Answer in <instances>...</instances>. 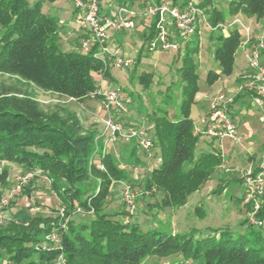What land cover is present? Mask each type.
Listing matches in <instances>:
<instances>
[{"label":"trees","instance_id":"trees-1","mask_svg":"<svg viewBox=\"0 0 264 264\" xmlns=\"http://www.w3.org/2000/svg\"><path fill=\"white\" fill-rule=\"evenodd\" d=\"M186 1L172 3L183 5ZM197 2L211 27L225 24L226 18L213 0ZM227 10L232 17L239 13L259 17L264 14V0H228ZM219 30H211L209 35L216 43L213 57L219 72H207L208 85L233 73L235 53L242 41L237 26L225 34L213 32ZM61 39L60 22L44 10L43 0H0V71L16 77L12 83L0 82V163L14 162L26 171L46 175L67 218L60 231V248L45 240L52 225L60 222L56 212L6 222L0 228V264L5 259L11 264H55L60 256L62 264H264V227L254 229L247 219L242 223L248 232L240 234L221 228L207 233H172L160 227H143L136 221L123 222L127 215L124 207L114 214L104 210L112 181L125 180L126 172L108 152L102 153L98 162L93 161L96 147L101 149L104 143L95 140L96 131L86 129L76 111L60 105L45 110L23 84L30 82L77 101L88 98L97 83L95 75L107 74V67L94 56L95 47L87 52L66 50ZM193 42L176 54L183 59L178 111L172 116L156 115L152 120L160 162L145 184L148 188L155 184L161 190L162 208L184 204L188 195L202 188L224 163L218 150L195 154L200 134L194 131L190 112L200 87L197 64L189 53L197 52L199 39ZM247 72L248 67L240 76ZM149 80V76L142 78L145 84ZM244 97L249 93L239 92L234 102ZM136 148L131 149L130 158ZM6 178L3 170L0 182ZM76 208L91 213L90 220L76 223L70 218ZM258 215H264V203ZM149 257L167 259L147 262Z\"/></svg>","mask_w":264,"mask_h":264},{"label":"rangeland","instance_id":"rangeland-1","mask_svg":"<svg viewBox=\"0 0 264 264\" xmlns=\"http://www.w3.org/2000/svg\"><path fill=\"white\" fill-rule=\"evenodd\" d=\"M100 1L103 8L116 9L119 5H126L129 8L137 9L142 8L150 0ZM193 1L197 2L199 0ZM213 3L223 12L226 18L225 24L232 18L237 17L240 19L249 30L251 43L255 42L264 33V14L259 17H248L239 13L232 17L227 10L228 0H213ZM43 7L50 15L52 13L57 14L56 16L62 19L63 22L65 21V28L78 30V26L70 18V13L73 9L78 11L71 0H43ZM57 7L61 11H57ZM149 23L150 19L148 18H137L134 20L133 28L122 37V42L128 47L126 52L123 51V48L122 50L117 48V44L108 43L110 52L116 50L119 56L123 58L130 57L134 63L129 68L108 65V73L103 75L101 79L109 82L112 88L119 92L121 99L126 105L128 110L126 113L118 110L114 111L121 116L122 121L142 125L148 128L146 133L153 136V117L163 113L172 116L178 111L182 91L180 69L183 65V59L182 57H176L179 52L161 51L155 54L148 51L146 45L141 46L143 36L140 28L142 25H149ZM230 28L213 32L225 34ZM210 33L211 28L203 23L200 27L199 35L194 34L189 40L190 42H187L189 43L188 45H191L194 43V39H199L197 52L189 53L193 62L197 64L198 85L202 90L209 87L210 95L206 94L205 97L210 96L211 100L219 95H224L226 98L233 95L235 97L239 93L238 85L240 82L230 81L231 87H236L235 91L233 90L236 92L235 94H233V91H218L221 87V78L224 75H221L211 85L205 82L206 74L210 69L214 72H219L218 64L213 57L216 43L214 44L213 39L209 38ZM75 34V32H71L70 38L72 42L67 44L66 47L69 50L83 52L80 45L75 43ZM242 39H245V34H242ZM61 43L65 44L62 39ZM241 46L235 53L234 72L244 67L247 63ZM138 54H140L141 60L137 62ZM144 76L150 77L147 84L142 81ZM15 78L8 72L0 71V82L12 83ZM97 78L100 79V76H97ZM23 84L29 95L37 99L45 110L50 111L57 105L74 110L81 117L83 116V124L90 127V129L94 128L93 130L96 131L97 135L103 132V120L113 116L112 113H107L104 109L96 107L97 98L88 97L83 101H77L40 89L30 82L24 81ZM88 112L92 113L93 119L86 116ZM239 113L240 115H234L233 117L234 122L237 124L239 140L233 142L229 139H223L219 150L223 154L224 159L228 160L230 168H227V164L219 167L218 176L217 173H214L202 188L188 195L184 204L177 208H162L159 206L162 195L161 190L155 184L149 188L145 184V179L149 176L153 169L152 167L159 164V157H149L145 151L137 147L135 155L139 160L145 162H134L133 159H127L126 155L116 159L120 167L126 172L127 177L125 180L112 181L109 194L104 200V210L113 214L122 210L124 205L120 193L124 186H129L137 194L134 212L130 217V221H136L143 227H160L162 230L171 231L172 233H189L192 230L196 231V233H207L213 228L229 229L234 234L248 232L247 225L242 223L248 217V209L245 211V205H248V201L245 197L244 185L239 182L238 178L240 176L242 181L243 168L249 163L248 156L255 154L259 158L264 152V118H262L260 110L251 105ZM93 120L96 126L91 123ZM197 122V119H193V123ZM107 146L104 145L101 149L97 146L93 159L99 160V156L107 152ZM152 151L155 152L157 149L153 147ZM210 151H213V146L199 137L195 154ZM263 159L264 153L261 161ZM3 170H6L7 178L5 182H0V201L7 196L17 178L27 172L34 173V176L23 187L22 191L16 194L2 208L3 219L0 222V228L13 219L22 220L36 214L53 216L57 212L56 209L62 205L55 191L52 190L49 184L43 182L42 176L44 174L42 172L26 171L22 166L9 161L0 163V173ZM226 175H228L227 181ZM221 187L224 189L221 190ZM90 215L91 213L84 212L81 208H76L70 218H73L78 223L81 220H90ZM253 228L258 229L255 226ZM261 232L264 233L263 231ZM166 259L149 257L146 261L154 262ZM175 259L179 260V257L176 256ZM1 264L11 263L5 259ZM185 264L193 263L187 261Z\"/></svg>","mask_w":264,"mask_h":264},{"label":"built area","instance_id":"built-area-1","mask_svg":"<svg viewBox=\"0 0 264 264\" xmlns=\"http://www.w3.org/2000/svg\"><path fill=\"white\" fill-rule=\"evenodd\" d=\"M71 1L74 7L80 10L79 29L84 33L80 39V47L85 52L95 47L93 54L102 61L105 67L115 65L121 68H129L133 65L134 62L130 57L123 58L118 55L116 50L110 52L108 48V31L110 29L130 30L137 18H148L151 21L150 30L152 32L145 44L148 51L151 52H182L191 37L197 31H200L203 23L208 25L211 30L218 28L226 30L232 26H237L241 34H245V39H242L240 45H242L241 49L249 68V72L240 76L241 81L238 85V92H248L252 105L260 110L262 118H264V33L255 42L251 43L248 28L237 17L232 18L226 24L220 23L215 27H211L207 14L198 5V2L193 0H187L183 5H174L172 0L149 1L142 8L137 9L119 5L112 14L101 11L100 0ZM88 97L97 98L100 106L107 113L113 110L122 113L128 111L119 92L116 89L105 87L100 82L96 83L95 88L89 92ZM233 101L234 95L227 98L219 95L210 100L207 115L195 127L198 134L213 140L216 149L221 147L223 139L227 138L235 142L240 138L232 118L231 104ZM103 124V132L96 136V141L102 140L105 146L118 143H134L145 151L149 157L153 156L154 141L153 137L146 133L148 128L117 121L111 117L103 120ZM99 168L103 170L104 166L99 164ZM33 176L34 173L27 172L17 178L7 196L0 201V222L3 219L2 208L22 191ZM42 177L44 182L48 184L51 182L46 175ZM242 183L248 201L247 223L251 226L264 227V215H258L264 203V159L259 163L256 171L251 169L243 171ZM120 197L127 212V215L123 218V222L126 223L130 221V217L133 215L137 194L129 186H124ZM57 209L56 214L60 218V223L56 224L57 226L53 222L51 223L53 227L46 234L45 240L46 243L54 244L60 248V231L65 228L67 218L65 217L63 205ZM63 261V257L60 256L55 264H62Z\"/></svg>","mask_w":264,"mask_h":264},{"label":"crops","instance_id":"crops-1","mask_svg":"<svg viewBox=\"0 0 264 264\" xmlns=\"http://www.w3.org/2000/svg\"><path fill=\"white\" fill-rule=\"evenodd\" d=\"M100 4H101V11L102 12H104V13H106V14H112L113 13V11H114V9L113 8H103L102 7V3H101V1H100ZM58 8V7H57ZM57 11H61V10H59V8H58V10ZM51 15H54V16H56L57 14H51ZM57 18H58V20H59V22H60V35H61V38H62V41H64L65 42V44L64 43H61L62 44V47L64 48V49H66V50H69L67 47H66V45L67 44H71V38H70V34H71V32H75L76 34V42L75 43H77L78 45H80V39L83 37V31L82 30H80L79 29V21H80V10H75V9H73L72 11H71V13H70V18H71V20L74 22V23H76V25L78 26V30H76V29H71V28H65V24H66V22L64 21H62V19H60L58 16H56ZM150 23H151V21H150ZM150 23H149V25H142L141 26V28H140V30H141V33H142V36H143V42H142V44H141V46L143 45L144 46V41H145V38H146V36H147V34L149 33V30H150ZM128 31L129 30H112V29H110L109 31H108V34H109V40H108V43H110V44H112V43H114V44H117L116 46H117V48H121V50H122V48H123V51H125L126 52V48H128L127 47V45L124 43V42H122V37H124L127 33H128ZM200 32V31H199ZM129 52V51H128ZM158 52H160V51H157V52H154L155 54H157ZM139 53H140V51H139ZM139 55V54H138ZM141 60V59H140ZM247 68V63H246V65L244 66V67H242L241 69H239L238 71H236V72H234V70H233V73L231 74V75H229V76H224L223 78H221V87L218 89V91L219 90H223V91H225V92H231V91H235V88L236 87H231V84H230V81L231 80H233L234 82H238V80H237V78H239V76H240V74L245 70ZM97 76H100V79L99 78H97ZM103 76V74H101V73H97L96 74V80H97V83L98 82H100V83H102V85H104L105 87H110V88H112V86H111V84L109 83V82H105V81H103L102 79H101V77ZM230 79V80H229ZM236 85H237V83H235ZM233 91V92H234ZM236 92H234L233 94H235ZM210 95V89H209V87L207 88V89H200L199 90V92H198V94L196 95V97H195V102H194V104L192 105V107H191V112H190V117L192 118V121H193V119H197L198 120V122L197 123H193L194 124V131H195V127L199 124V122H200V120L203 118V117H205L206 115H207V113H208V111H209V102H210V100H211V97L210 96H206L205 97V95ZM212 94V93H211ZM222 96H224V95H222ZM217 97V96H216ZM97 105H96V107L98 108H102L101 106H100V104H99V102H98V100H97ZM254 106V105H252V103H251V101H250V98L249 97H244V98H241L238 102H234L233 101V103L231 104V112H232V118L234 117V115H240V113L239 112H241L243 109H246L247 107H249V106ZM115 110H113V111H111L110 113H112V119H114V120H117V121H122V119H121V116L120 115H118L117 113H115L114 112ZM78 116L80 117V119H81V121H82V124H83V119H82V117L78 114ZM86 116L88 117V118H92V113L91 112H88L87 114H86ZM93 119V118H92ZM233 121H234V119H233ZM123 122V121H122ZM91 123H94L95 124V122H94V120H93V122H91ZM235 123V122H234ZM236 124V123H235ZM83 126L86 128V129H90V127H88V126H85L84 124H83ZM95 126H96V124H95ZM236 128H237V124H236ZM94 129V128H93ZM153 130V129H152ZM196 132V131H195ZM97 134V133H96ZM102 134V133H101ZM153 138H154V134H153V136H152ZM200 138H202L203 139V141L204 142H208V143H210L212 146H213V150H220V148H218V149H216V148H214V145H213V140L211 139V138H209V137H207V136H204V135H200L199 136ZM227 139V138H226ZM230 140V139H229ZM231 141V140H230ZM135 146V144L134 143H118V144H112V145H108L107 146V152L108 153H110V154H112L116 159H118V158H120V157H122L123 155H126L125 157H127V159H129L130 157H129V155H130V153H131V149L133 148ZM155 148V147H154ZM136 149H138V148H136ZM264 153V152H263ZM263 153L261 154V156L259 157V158H257L256 156H255V154H250L249 156H248V159H249V163H247V165L245 166V168H243V171H245V170H247V169H253L254 171L257 169V167H258V164H259V162L261 161V158H262V156H263ZM147 154V153H146ZM222 154V153H221ZM156 156H158L157 155V151H155V152H153V158H155ZM222 156H223V154H222ZM130 159H133V161L134 162H145V161H142V160H139V158L135 155V152L133 153V156L130 158ZM159 160H160V158H159ZM223 160H224V163L222 164V166L223 165H228L227 166V168L229 167V162H228V160H226V159H224V156H223ZM94 162H98V159L96 160H94ZM146 164H148L149 165V163L148 162H146ZM155 166H157V165H154L152 168H154ZM230 168V167H229ZM219 169V168H218ZM217 169V171L215 172V173H217V176H218V170ZM227 177H228V175H226L225 176V178H226V181H227ZM238 180H239V182H241L242 183V181H241V178H240V176H239V178H238ZM225 181V182H226ZM44 182V181H43ZM45 183H47V182H45ZM48 184V183H47ZM247 209H248V205H245V211H247Z\"/></svg>","mask_w":264,"mask_h":264}]
</instances>
